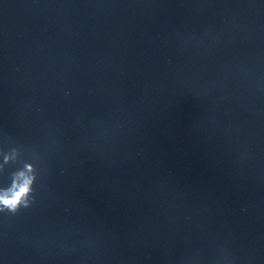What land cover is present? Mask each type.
Here are the masks:
<instances>
[{
	"label": "water",
	"instance_id": "95a60500",
	"mask_svg": "<svg viewBox=\"0 0 264 264\" xmlns=\"http://www.w3.org/2000/svg\"><path fill=\"white\" fill-rule=\"evenodd\" d=\"M26 165L0 264H264V0H0Z\"/></svg>",
	"mask_w": 264,
	"mask_h": 264
},
{
	"label": "clouds",
	"instance_id": "9594fccd",
	"mask_svg": "<svg viewBox=\"0 0 264 264\" xmlns=\"http://www.w3.org/2000/svg\"><path fill=\"white\" fill-rule=\"evenodd\" d=\"M36 181L32 165H26L24 169L12 173L11 184L0 188V213L16 215L22 208L31 207L35 202Z\"/></svg>",
	"mask_w": 264,
	"mask_h": 264
}]
</instances>
